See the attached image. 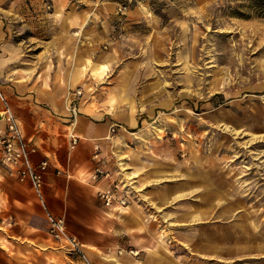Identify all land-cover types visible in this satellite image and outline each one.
<instances>
[{
  "label": "crops",
  "instance_id": "obj_1",
  "mask_svg": "<svg viewBox=\"0 0 264 264\" xmlns=\"http://www.w3.org/2000/svg\"><path fill=\"white\" fill-rule=\"evenodd\" d=\"M125 1L0 0V139L8 104L36 147L32 161L49 159L46 205L29 180L0 162V264H204L210 252L206 224L197 233L186 204L174 209L181 225L169 241L177 243L164 239L165 213L159 208L175 191L149 190L151 202L129 194L126 205H106L99 196L107 187L125 196L130 192L119 174V165L127 163L121 150L127 154V131L142 117L133 106L136 85L129 73L140 72L144 44L155 53L159 41L170 36L164 12L179 3L132 0L119 12ZM79 87L83 93L74 118L68 105ZM71 133L79 136L74 148ZM97 165L110 176L94 179ZM189 196L177 198L190 201ZM47 210L65 219L87 259L53 237Z\"/></svg>",
  "mask_w": 264,
  "mask_h": 264
},
{
  "label": "rangeland",
  "instance_id": "obj_2",
  "mask_svg": "<svg viewBox=\"0 0 264 264\" xmlns=\"http://www.w3.org/2000/svg\"><path fill=\"white\" fill-rule=\"evenodd\" d=\"M172 1L170 36L129 73L142 122L121 150L127 197L175 191L159 208L167 242L186 204L206 224L204 264H264V0Z\"/></svg>",
  "mask_w": 264,
  "mask_h": 264
},
{
  "label": "built area",
  "instance_id": "obj_3",
  "mask_svg": "<svg viewBox=\"0 0 264 264\" xmlns=\"http://www.w3.org/2000/svg\"><path fill=\"white\" fill-rule=\"evenodd\" d=\"M131 2L132 0H127L124 3H121L118 8L119 12L125 11ZM82 93L83 90L81 87L75 89V96L73 98L71 97L68 105L71 115L74 118L79 112L77 99ZM3 117L6 121V132L0 139V146L2 150L0 162L8 165L11 168V172L19 179L29 180L39 194L43 203L46 205L44 199V184L45 174L49 168V159L45 158L38 164H35L32 161L31 153L36 150V147L24 136L21 123L15 112L8 104ZM111 130L115 131L116 125H112ZM70 137V146L74 148L79 141V136L75 133H71ZM94 156H98V151L94 154ZM101 176H110V171L102 165H97L92 177L97 179ZM99 196L106 205H112L115 202H118L119 205H126L128 202L127 196L121 194L116 187L101 189L99 191ZM47 215L50 223V233L53 237L66 240L67 243L70 244L72 250L87 259L79 238L77 235L68 230L65 219L63 217L56 216L49 210H47ZM123 250L124 249H120V252ZM128 250L133 253L137 252V250L133 248H129Z\"/></svg>",
  "mask_w": 264,
  "mask_h": 264
}]
</instances>
